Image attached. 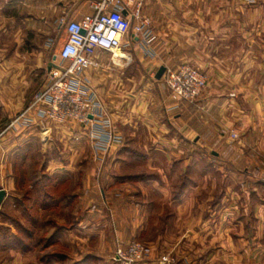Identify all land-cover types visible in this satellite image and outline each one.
I'll return each mask as SVG.
<instances>
[{"label": "crops", "instance_id": "1", "mask_svg": "<svg viewBox=\"0 0 264 264\" xmlns=\"http://www.w3.org/2000/svg\"><path fill=\"white\" fill-rule=\"evenodd\" d=\"M142 12L152 23L154 54L146 55L132 34L122 49L138 57L140 64L131 69L139 71L142 89L101 100L116 131L130 127L135 136L142 168L127 174L120 170L130 165L125 156L134 149L124 141L98 162L80 160L83 147L92 149L93 143L77 124L48 121L41 128L7 129L48 81L55 60L50 51L65 42L54 37V29L63 19L79 21L94 13L88 0H0V158L34 147L52 131L63 150H71L40 166L57 191L64 188L50 205L66 217L46 221L45 229L57 233L47 248L55 241L77 248V255L65 254L59 263L109 264L117 246L142 237L150 247L141 264H159L171 251L178 260L197 264H227L221 261L226 254L233 264H264V0H143ZM132 44L141 49L129 48ZM186 62L208 78L195 103L176 100L157 79L162 66ZM42 69L46 76L40 82L36 71ZM86 163L92 169L76 175L74 168ZM8 173L0 172V182L15 189L11 169ZM219 183L218 194H210ZM150 187L160 205L148 197ZM164 202L173 212L159 228L152 216L168 213ZM152 231L155 237L148 240ZM91 239L100 241L94 251L85 242ZM193 242L198 246L191 247ZM78 253L86 255L79 259Z\"/></svg>", "mask_w": 264, "mask_h": 264}, {"label": "built area", "instance_id": "2", "mask_svg": "<svg viewBox=\"0 0 264 264\" xmlns=\"http://www.w3.org/2000/svg\"><path fill=\"white\" fill-rule=\"evenodd\" d=\"M88 2L94 13L79 21L62 20L61 26L67 37L54 55L45 87L34 95L29 106L12 120L7 129L41 128L48 121L57 125L74 123L88 130L95 150L103 154L122 144L123 137L116 131L98 95L89 90L82 74L88 69L101 67L98 53L114 55L115 50H122L126 45L124 39L130 34L140 40L146 55L152 56L155 36L151 20L142 12L143 0ZM123 59L129 61L131 56L127 54ZM163 79L173 98L189 103L197 102L208 84L206 74L188 62L176 68L166 67ZM73 80L78 81L79 86L73 87ZM147 253L143 243L131 240L117 246L114 261L116 264H141ZM159 263L176 264V261L164 255ZM182 264L191 263L186 260Z\"/></svg>", "mask_w": 264, "mask_h": 264}, {"label": "rangeland", "instance_id": "3", "mask_svg": "<svg viewBox=\"0 0 264 264\" xmlns=\"http://www.w3.org/2000/svg\"><path fill=\"white\" fill-rule=\"evenodd\" d=\"M53 33L55 35L54 37L58 36L65 41L66 36L62 26H57L54 29ZM59 47L60 46L53 47L54 49L50 51V57L57 54V52L59 51ZM129 48L141 49V47L137 46L136 44H132ZM123 49H125V47ZM34 58L35 57L30 59L32 64H34V61L36 62V59ZM97 59L103 64V66L86 70L82 74V79L86 80L90 88L89 90L94 91L98 95L100 100L107 97L119 100L124 98L125 96L136 95L138 91L142 89V87H140L142 81L138 80L139 71L137 72L136 70L133 71L131 69L134 64H140L138 61V57L134 56L129 61L122 59V62L116 63L113 54L98 53ZM26 62H29V60H27ZM108 65H111L110 70L104 71V66ZM36 73L38 74V79L40 80V82H42L46 76L45 69L38 70L36 71ZM152 76L155 77V74H152ZM144 79H146V77ZM160 80H162L161 82L166 85L163 76ZM162 83L158 81L156 85L163 89ZM75 85L79 86V82L75 81ZM149 92L151 93V90H149ZM19 115L17 114L13 119L18 117ZM120 129L121 128H117V132L123 137L124 145L129 144L128 146L134 149H131L132 151H129L125 156L127 160H130V165L123 167L120 170V173L122 172L127 174H136L137 169L140 170L142 167H137V165L139 164H137L138 154L136 151L137 147L136 140L134 139L135 136L130 127L125 126L122 130ZM39 140L40 142L37 143V145H35L34 147L26 149L21 148L20 151H18L15 155L12 154L11 156H9L7 152L1 153L2 157L0 158V165L2 167H0V172H4L8 176V171L11 169L12 177L15 179V189L10 188L7 182H0V190H6L5 196L0 204V264H67L66 262L59 263V260L57 259L55 254L65 256V254L73 255L75 253L74 255H77V248L75 249L74 247H71L72 244L63 245L59 242L56 243V241L52 243L53 246H49V248H46L45 250L39 252L40 248L46 244L44 241L48 238H51V236H53L55 232H50L45 229V224L47 223L46 221L48 219H52L55 222L57 218L64 219L66 217L63 212L59 213V206L56 207V205H51L53 207H50V209H44V203L47 202L43 198L45 189L43 190V192L42 189L44 188V185H47V190L53 195L54 199H57L60 196L61 192L64 191V188L57 191V188L52 184V181H48L45 176H43L44 174H50V172L42 170L40 166L45 160H57L65 158L66 153L71 152L69 148L63 150V147L61 146L62 141H60V136H58L55 131L44 134L42 139ZM50 141L52 142L51 144ZM89 148L83 147V150L80 151V160H88L93 158L92 160L101 162L102 157H107V155L111 151L110 150L107 153H103V155H101V153L95 150L94 145L92 146V149ZM91 169L92 166L88 167L86 163L82 167L76 166L73 171L76 175H85ZM99 169L102 170V167L97 168L98 172ZM173 173L179 174L180 170L176 169ZM210 174L219 176L218 173H215L213 171H211ZM35 183L36 185H38V187L32 188ZM180 184L181 183L178 182L175 184L176 189L174 191V194L179 189ZM218 185L220 187L216 186V188H210L209 193L211 194L212 192V194L214 193V195H217L221 189L222 184L219 183ZM147 192L150 200H152L153 202L155 200V202L160 205L161 200L159 199V194L157 192H154L151 187L147 189ZM49 203L52 202L49 201ZM163 205L165 207L164 211L168 213H163V215L161 214L160 216H152V222H157L159 228H161L166 221H171L170 213L173 212L172 206L166 204L165 202L163 203ZM195 217L199 218L200 216ZM65 224L68 226L66 222ZM168 225H166L165 227H168ZM23 228H28L33 232V239H30L28 235L24 234V232L22 231ZM82 236L83 235H80L79 238L81 242L82 240H84V237ZM154 237L155 231H152L148 235L147 239L153 240ZM16 238H18V240L22 241L24 244L26 243V245H28L27 248H29L30 250H26V248H24L22 244L20 245L19 241L16 243ZM132 240L140 241L146 246L147 249L148 247H150L147 242H144L142 237ZM85 242L86 244L90 245L91 251L94 248L97 249V247L100 246V241L97 239H91L89 242L88 240H86ZM14 243L16 244V247L14 246ZM50 243L51 242H49V244ZM196 244V242H193L190 246L192 247ZM75 247H77L76 244ZM79 249L82 250L83 245H81ZM182 251H184V249H182ZM173 252L174 251L165 252L162 256L169 255L172 258H175L176 264H182L183 260H178ZM184 253L186 254L188 252L184 251ZM185 254L183 256H185ZM47 255L50 259L45 257ZM85 255L86 253H78L77 258H84ZM103 255L108 257L107 252H104ZM103 255L101 253V256ZM162 256H160V258ZM226 256L222 255L221 261L225 263L227 262V264L235 263L232 261L229 262L228 255L226 254ZM107 257L104 258L106 259ZM111 261L112 262L109 264H116L114 259ZM189 262L191 264H197L192 261ZM90 264H101V262L96 260V262L91 261ZM105 264H107V262H105Z\"/></svg>", "mask_w": 264, "mask_h": 264}, {"label": "trees", "instance_id": "4", "mask_svg": "<svg viewBox=\"0 0 264 264\" xmlns=\"http://www.w3.org/2000/svg\"><path fill=\"white\" fill-rule=\"evenodd\" d=\"M24 149H26V147H24ZM45 169V168H44ZM43 176H45V178L49 181L51 178L49 177L50 175L49 174H44ZM33 187H38V185H36V183L34 184V186H32V188ZM37 189V188H36ZM45 189V191H44V193H43V198L47 201L46 203H44V209H45V207H46V209H50V207H53V206H51L50 205V203H49V201L50 202H54V203H56V201H57V199H54V197H53V195L47 190V185L45 186L44 185V188L42 189V192H43V190ZM23 232H24V234H26V235H28L29 237H30V239L32 238L33 239V237H34V234H33V232L30 230V229H28V228H23V230H22ZM57 237V233H54L53 234V236H51V238H48L47 240H43L46 244L45 245H43L41 248H40V251L39 252H41V251H43V250H45L47 247H48V244H49V242H51V241H53L55 238ZM15 241V240H14ZM19 241V243H20V245L22 244V246H24V248H26V250H30L29 248H27V246L28 245H26V243L24 244L22 241H20V240H18V238H16V243ZM41 245V244H40ZM14 246L16 247V244L14 243ZM35 246V245H34ZM38 246V245H37ZM33 248V247H32ZM49 255V254H48ZM45 256V257H47V258H49V256ZM55 256L57 257V258H59V259H62V257L59 255V254H55ZM61 257V258H60ZM50 259V258H49Z\"/></svg>", "mask_w": 264, "mask_h": 264}, {"label": "water", "instance_id": "5", "mask_svg": "<svg viewBox=\"0 0 264 264\" xmlns=\"http://www.w3.org/2000/svg\"><path fill=\"white\" fill-rule=\"evenodd\" d=\"M82 32H84V31H82ZM165 70H166V67H164V66H162V67L158 70V73H157V79H161V78H162V76H163ZM4 196H5V191H4V190H0V204H1V202H2V200H3V198H4Z\"/></svg>", "mask_w": 264, "mask_h": 264}, {"label": "bare ground", "instance_id": "6", "mask_svg": "<svg viewBox=\"0 0 264 264\" xmlns=\"http://www.w3.org/2000/svg\"><path fill=\"white\" fill-rule=\"evenodd\" d=\"M125 57L124 52L121 49H117L115 50L114 53V60L116 63H120L122 62V59Z\"/></svg>", "mask_w": 264, "mask_h": 264}]
</instances>
